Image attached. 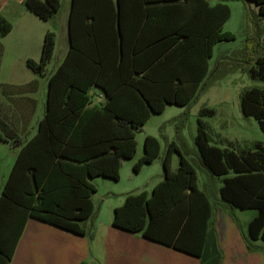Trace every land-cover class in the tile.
Segmentation results:
<instances>
[{
    "label": "trees",
    "instance_id": "trees-1",
    "mask_svg": "<svg viewBox=\"0 0 264 264\" xmlns=\"http://www.w3.org/2000/svg\"><path fill=\"white\" fill-rule=\"evenodd\" d=\"M229 1L234 0H72L70 49L48 77L45 111L36 133L21 139L0 110V143L12 132L18 149L0 194V264L11 263L29 219L85 235L83 223L95 213L97 188L92 180H119L124 162L136 155L137 133L152 114L164 112L168 105L190 104L209 79L216 45L235 39L224 29L232 14ZM240 1L256 5L250 18L260 29L264 0ZM24 3L44 21L61 8V0ZM134 19L140 21L141 30L136 42L129 44L125 26ZM12 28L0 15V38ZM141 34L149 35L147 42L139 43ZM54 50L55 36L48 32L41 59H29L28 67L44 76ZM2 53L0 43V62ZM247 70L251 79L264 82V42L263 54ZM4 85L10 96H22L35 93L38 81ZM94 89L105 97L101 103L94 104ZM241 109L264 132V86L244 90ZM215 114L212 108L200 111L195 143L202 166L221 180V201L257 212L248 224L252 250L255 242H264V147L238 154L212 144L202 118ZM160 153V141L147 135L134 170L153 163ZM174 153L180 155L176 170ZM163 166L164 179L151 193L126 194L124 203L114 209L113 225L201 258L215 205L199 188L195 167L174 141Z\"/></svg>",
    "mask_w": 264,
    "mask_h": 264
},
{
    "label": "rangeland",
    "instance_id": "rangeland-1",
    "mask_svg": "<svg viewBox=\"0 0 264 264\" xmlns=\"http://www.w3.org/2000/svg\"><path fill=\"white\" fill-rule=\"evenodd\" d=\"M71 0H61V5L65 8L70 5ZM213 1V0H211ZM231 7V17L224 25L226 31L235 35L231 41H222L215 47L214 55L209 62L208 80L201 86L197 97L187 106L168 105L164 112L152 114L143 129L137 133V152L136 155L127 159L120 173L119 180L97 177L92 180L97 188L93 200L98 209L102 203V197L106 191L105 184H110L116 197L125 196L129 192L148 191L151 193L155 184L164 179L163 157L170 142L174 141L180 147L182 154L195 167L198 175L199 188L205 191L211 198L215 207L219 203V188L221 180L213 177L201 164L200 153L195 143L197 134L199 113L203 108H212L216 114L212 117H203V121L208 127L211 143L220 147H229L238 154L252 152L257 145L264 147V132L256 119L245 117L241 109V94L244 90L253 86H264V82L253 80L250 77L248 67L254 65V59L261 51L260 40L264 38L260 29L264 28L259 24L260 29L251 20L252 12H257L256 5L252 2L240 0L229 1ZM1 40V38H0ZM56 59L48 65L44 76L36 75L38 88L36 97L39 102L35 116L31 123H17L12 106L8 105L7 99L11 104L21 105L24 103L20 96H10L8 87L4 84H20L35 76L29 68L20 71L19 75L10 74L8 69H0V110L6 116L5 119L11 124L13 129L20 132L21 139L25 140L35 132L38 121L44 115L46 104L49 75L54 71L60 53H56ZM8 92V93H7ZM13 93V92H12ZM12 132L8 134V141L0 143V194L11 170L13 159L18 153L15 147ZM147 135L155 136L161 144V153L153 163L145 164L138 172L134 170V165L144 154V140ZM180 155L174 153L172 157V169L176 170L179 166ZM231 175V174H230ZM107 201L103 204V209L107 207ZM226 212L234 222L235 228L240 232L241 241L244 240L248 245V223L257 214L255 210H239L229 207L224 203ZM223 205V206H224ZM225 208V207H224ZM262 241H257L261 243ZM255 243L253 245H255ZM249 251H260L255 247ZM227 253V262L237 264V254L230 256ZM236 256V257H235ZM235 257V258H234ZM240 257V256H239ZM244 261V259H242ZM233 264V263H232Z\"/></svg>",
    "mask_w": 264,
    "mask_h": 264
},
{
    "label": "crops",
    "instance_id": "crops-1",
    "mask_svg": "<svg viewBox=\"0 0 264 264\" xmlns=\"http://www.w3.org/2000/svg\"><path fill=\"white\" fill-rule=\"evenodd\" d=\"M217 1L213 0L211 3ZM71 3L72 0L66 8L61 5L52 19L44 21L26 7L24 0H0V15L13 25L12 30L0 40L3 46L0 69L5 68L12 75H19L20 71L29 68L27 65L29 59L38 62L42 56L45 36L51 32L55 36V50L51 62L54 58L56 59V53H60L57 65L52 72L54 73L70 49ZM131 18L133 19L132 15ZM263 20L259 21L261 25ZM125 27L129 44L135 43L137 33L139 34L141 30L140 21L130 20ZM260 30L264 36V28ZM143 35H140L139 43L148 41L149 35ZM263 42L264 38L260 40L261 51L254 61L263 54ZM32 81H38L36 74L26 82L11 85L17 86ZM94 94H96L93 99L94 104L101 103L105 99L95 89ZM36 95L35 92L20 96L24 101L21 105L11 104L8 99L6 100L7 104L12 106L17 123L26 124L28 120L31 123L39 106ZM35 133L36 130L28 139ZM14 161L15 158L13 163ZM105 187L106 191L99 208H96L93 200L95 213L83 223L85 235H77L50 224L29 219L10 264H234L236 261H226L228 252H231L232 257L234 254L238 255L237 264H264V242L253 245L260 251L248 250V245L246 247L244 240L241 241L240 232L226 212L227 206L221 198L215 207L214 223L209 230L202 257L197 258L150 241L142 234L116 228L113 225L114 209L124 203L126 195L113 200L112 197H116V191L110 184L106 183ZM106 201L108 203L104 210L103 204Z\"/></svg>",
    "mask_w": 264,
    "mask_h": 264
}]
</instances>
